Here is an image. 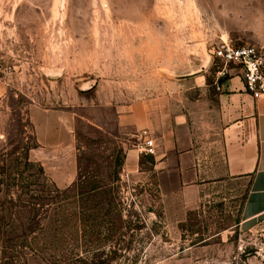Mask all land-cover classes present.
I'll return each instance as SVG.
<instances>
[{"label": "rangeland", "instance_id": "obj_1", "mask_svg": "<svg viewBox=\"0 0 264 264\" xmlns=\"http://www.w3.org/2000/svg\"><path fill=\"white\" fill-rule=\"evenodd\" d=\"M221 41L264 55V0H0V264H264V217H242L250 181L224 174ZM195 74L206 101L176 99L189 115L191 183L179 186L173 156L159 170L140 155L122 179L112 110L78 102L161 96ZM32 104L80 118L68 188L29 160Z\"/></svg>", "mask_w": 264, "mask_h": 264}, {"label": "crops", "instance_id": "obj_2", "mask_svg": "<svg viewBox=\"0 0 264 264\" xmlns=\"http://www.w3.org/2000/svg\"><path fill=\"white\" fill-rule=\"evenodd\" d=\"M205 69V66H204ZM219 102L221 112L219 126L223 146L224 174L228 178L249 179V190L242 207L245 222L264 217V96L254 100L246 93L238 71L228 79L220 80ZM173 89H172V88ZM177 87V89H176ZM168 94L151 96L128 103L112 100L103 101L99 92L93 94L91 103L79 101L80 107L111 109L114 128L121 136L124 150L121 178L137 173L140 155L134 145L140 140L142 131H147L152 140L155 155L146 156L153 160L154 169L164 170L170 166V156L177 161L178 184L186 187L188 177L194 173L186 171V161L193 158L192 136L189 132L187 115L176 99L187 98L198 93L204 103L209 96L205 75H184L169 83ZM95 95H98L97 98ZM91 104V105H90ZM90 105V106H89ZM33 132L34 147L28 152L29 160L39 164L44 176L57 189H65L78 179L76 156L75 123L80 120L72 111L59 108L30 105L27 114ZM102 120L99 119V123ZM103 122V121H102ZM92 122L96 128L104 126ZM132 140V144L130 141ZM189 179V178H188ZM191 187V186H190Z\"/></svg>", "mask_w": 264, "mask_h": 264}, {"label": "built area", "instance_id": "obj_3", "mask_svg": "<svg viewBox=\"0 0 264 264\" xmlns=\"http://www.w3.org/2000/svg\"><path fill=\"white\" fill-rule=\"evenodd\" d=\"M214 62L220 64L215 74L213 86L221 89L220 80L228 79L234 70L240 74L247 94L254 100L264 96V55L254 46L233 47L221 41L212 50ZM139 155L154 156L155 148L147 131H142L140 140L134 145Z\"/></svg>", "mask_w": 264, "mask_h": 264}, {"label": "trees", "instance_id": "obj_4", "mask_svg": "<svg viewBox=\"0 0 264 264\" xmlns=\"http://www.w3.org/2000/svg\"><path fill=\"white\" fill-rule=\"evenodd\" d=\"M150 159V158H149ZM150 161L153 163V160L152 159H150ZM122 164H120L119 166H121ZM41 169V168H40ZM40 174L41 175H43V177H44V174H43V171H42V169L40 170ZM101 188H99V187H97V186H94V187H91V192H94V191H96V190H100Z\"/></svg>", "mask_w": 264, "mask_h": 264}, {"label": "water", "instance_id": "obj_5", "mask_svg": "<svg viewBox=\"0 0 264 264\" xmlns=\"http://www.w3.org/2000/svg\"><path fill=\"white\" fill-rule=\"evenodd\" d=\"M204 69V67H202L198 72H196V73H199L200 71H202Z\"/></svg>", "mask_w": 264, "mask_h": 264}]
</instances>
